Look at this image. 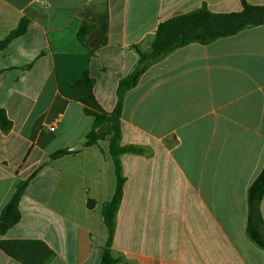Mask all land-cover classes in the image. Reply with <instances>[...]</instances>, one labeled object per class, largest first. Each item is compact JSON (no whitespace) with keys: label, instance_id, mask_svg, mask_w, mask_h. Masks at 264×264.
Returning <instances> with one entry per match:
<instances>
[{"label":"crops","instance_id":"0c3cea01","mask_svg":"<svg viewBox=\"0 0 264 264\" xmlns=\"http://www.w3.org/2000/svg\"><path fill=\"white\" fill-rule=\"evenodd\" d=\"M242 3L0 0V42L29 20L0 51V107L13 123L0 128V215L31 177L20 221L0 241H42L54 252L46 264H102L115 166L108 137L84 145L94 119L68 85L89 69L96 99L112 112L120 81L139 61L135 47L149 50L159 24L203 7L239 12ZM121 135L122 145L147 151L121 156L118 264H264L247 233L249 190L264 168V25L190 43L152 64L125 94ZM61 149L69 153L51 157ZM260 211L264 223V196ZM0 264L22 263L0 248Z\"/></svg>","mask_w":264,"mask_h":264},{"label":"trees","instance_id":"16d2710c","mask_svg":"<svg viewBox=\"0 0 264 264\" xmlns=\"http://www.w3.org/2000/svg\"><path fill=\"white\" fill-rule=\"evenodd\" d=\"M259 25H264V5H252L245 0H243L242 10L239 12L214 13L203 7L186 14L174 16L162 22L153 36L149 50L142 51L138 47H135L139 54V61L135 69L120 81L118 86V102L112 112L106 111L96 99L94 94L95 80L91 76L89 69L84 70L76 81L68 85V91L72 98L82 103L84 113L94 119L93 128L86 136L84 145H94L99 140L108 137L109 153L115 166V192L113 197L104 206L102 212L108 232L102 264H118L121 260L119 256L114 255L112 250L116 233L117 214L122 202L125 184L121 156L126 153L145 154L147 151L142 146H124L121 143V114L125 94L136 86L141 76L152 64L162 60L176 49L194 42L208 44L221 37L232 36L245 29ZM28 26L29 20L23 18L18 27L5 40L0 42V51L12 39L26 33ZM87 31L86 27L80 29L78 34L80 42H83ZM104 124H110L108 133H97V130ZM12 125L13 123L8 118L5 110L0 107L1 130L7 133L12 129ZM68 153L69 150L61 149L54 152L51 157L57 158ZM30 179L31 177L19 182L16 191L4 206L0 215V234L4 235L20 221L19 203ZM263 196L264 168L249 190L247 226L249 238L262 249H264V223L260 211V203ZM0 248L7 255L22 264H46L54 255V252L44 242L38 240L0 241Z\"/></svg>","mask_w":264,"mask_h":264},{"label":"water","instance_id":"95a60500","mask_svg":"<svg viewBox=\"0 0 264 264\" xmlns=\"http://www.w3.org/2000/svg\"><path fill=\"white\" fill-rule=\"evenodd\" d=\"M82 147H83L82 144H77L76 146L70 148L69 150H70V151H76V150H78V149H81ZM48 159H50V158H48Z\"/></svg>","mask_w":264,"mask_h":264},{"label":"built area","instance_id":"2783aa9c","mask_svg":"<svg viewBox=\"0 0 264 264\" xmlns=\"http://www.w3.org/2000/svg\"><path fill=\"white\" fill-rule=\"evenodd\" d=\"M57 123H58V122H56L54 125L50 126L49 129H50L51 131H54V130L56 129V125H57Z\"/></svg>","mask_w":264,"mask_h":264}]
</instances>
